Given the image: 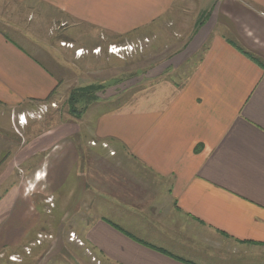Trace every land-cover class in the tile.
Segmentation results:
<instances>
[{
  "label": "crops",
  "instance_id": "crops-1",
  "mask_svg": "<svg viewBox=\"0 0 264 264\" xmlns=\"http://www.w3.org/2000/svg\"><path fill=\"white\" fill-rule=\"evenodd\" d=\"M2 1L116 35L178 23L174 0ZM202 2L203 24L177 47L190 66L180 87L97 116L91 136H70L69 124L22 141L0 134V254L23 257L38 189L60 223L78 213L71 232L101 264H264V0ZM4 34L0 106L27 116L58 82Z\"/></svg>",
  "mask_w": 264,
  "mask_h": 264
},
{
  "label": "rangeland",
  "instance_id": "rangeland-1",
  "mask_svg": "<svg viewBox=\"0 0 264 264\" xmlns=\"http://www.w3.org/2000/svg\"><path fill=\"white\" fill-rule=\"evenodd\" d=\"M202 1L174 0L170 14H175L170 17L176 18L181 25L175 22L174 26L168 22L159 29L156 25L148 30L116 35L55 11L46 13L45 9L39 8L33 15L27 14L24 6L22 9L0 0V5L6 4L5 12L0 14V30L29 51L58 82L51 96L29 111L22 124L18 123L21 115L18 110L0 106V134L14 135L22 141L27 140L25 135L32 128L34 133L37 131L42 135L49 129L55 133L56 126L69 124L68 128L72 130L69 131L70 136L78 129L80 136H89L91 121L97 116L140 111L153 104L164 89L180 87L190 66L178 62L181 48L177 47L187 40L195 25L197 27L201 20H205L208 13H199L203 9ZM197 12L199 14H194ZM137 42L142 45L138 52L120 58L107 52L110 44L122 46ZM89 84H102L103 89L97 93L94 103L84 109L82 105L77 107L81 113L76 119L69 112V95L73 90ZM49 124L53 127L47 128ZM90 145L93 146L94 142ZM101 146L108 150L107 144ZM113 153L110 152V155ZM39 160L29 161L33 164ZM103 166L101 161L97 163L99 174ZM37 190H34L38 193L33 199L36 208L33 206L30 213L36 222L32 224V232L24 248L35 242L38 235H50L52 240H42L40 245L32 247L29 255L24 253L23 248L24 254L18 263H12L7 254H0V264H101L94 258L93 252L76 238L78 233L75 238L82 245L69 239L71 231L76 233L79 227L80 223L76 222L79 220L78 213L75 216L70 213L69 221L60 223L62 212L60 208H55V198L45 199L44 193ZM81 222L83 225L84 221ZM56 228L59 230L56 231Z\"/></svg>",
  "mask_w": 264,
  "mask_h": 264
},
{
  "label": "built area",
  "instance_id": "built-area-1",
  "mask_svg": "<svg viewBox=\"0 0 264 264\" xmlns=\"http://www.w3.org/2000/svg\"><path fill=\"white\" fill-rule=\"evenodd\" d=\"M145 41H148V40H145ZM142 49V45L140 42H137L136 44L135 43H130V44H126V45H115V44H110L108 45L107 47V52L110 54V55H113L115 57H123L125 55H129L131 53H134V52H138ZM22 117L24 118V121L22 122ZM18 123L19 124H22L25 122V116L23 114H21L19 117H18ZM45 239H48V240H52V237L50 235H38L37 236V239L35 240V242H33L30 246L24 248V253L29 255L31 253V250H32V247H35L36 245H40L41 241L42 240H45ZM69 239L70 241H77V243H79L80 245H82L81 241H79L78 239L75 238V235L74 233H70L69 234ZM10 259L14 262H19V258L17 256H11Z\"/></svg>",
  "mask_w": 264,
  "mask_h": 264
},
{
  "label": "trees",
  "instance_id": "trees-1",
  "mask_svg": "<svg viewBox=\"0 0 264 264\" xmlns=\"http://www.w3.org/2000/svg\"><path fill=\"white\" fill-rule=\"evenodd\" d=\"M202 23L203 20L198 23V26L202 25ZM102 89V84H89L87 86L73 90L69 95L67 103L69 106L70 115L76 119L79 118L81 112L77 107L82 105V108L84 109V107L94 103L98 98L97 93L102 91Z\"/></svg>",
  "mask_w": 264,
  "mask_h": 264
},
{
  "label": "bare ground",
  "instance_id": "bare-ground-1",
  "mask_svg": "<svg viewBox=\"0 0 264 264\" xmlns=\"http://www.w3.org/2000/svg\"><path fill=\"white\" fill-rule=\"evenodd\" d=\"M24 121V118L22 117V122Z\"/></svg>",
  "mask_w": 264,
  "mask_h": 264
}]
</instances>
